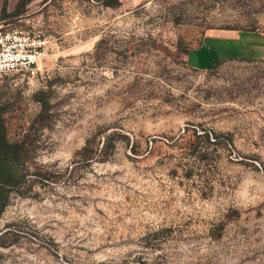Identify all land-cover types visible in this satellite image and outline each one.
<instances>
[{
  "label": "rangeland",
  "instance_id": "rangeland-1",
  "mask_svg": "<svg viewBox=\"0 0 264 264\" xmlns=\"http://www.w3.org/2000/svg\"><path fill=\"white\" fill-rule=\"evenodd\" d=\"M119 1L0 0V31L48 51L0 75L27 157L0 264H264V55L188 58L206 33L264 41V0Z\"/></svg>",
  "mask_w": 264,
  "mask_h": 264
},
{
  "label": "crops",
  "instance_id": "crops-1",
  "mask_svg": "<svg viewBox=\"0 0 264 264\" xmlns=\"http://www.w3.org/2000/svg\"><path fill=\"white\" fill-rule=\"evenodd\" d=\"M249 55H264V41L254 32L206 33L201 44L188 52L190 63L199 68H207L225 59L245 58Z\"/></svg>",
  "mask_w": 264,
  "mask_h": 264
},
{
  "label": "built area",
  "instance_id": "built-area-1",
  "mask_svg": "<svg viewBox=\"0 0 264 264\" xmlns=\"http://www.w3.org/2000/svg\"><path fill=\"white\" fill-rule=\"evenodd\" d=\"M47 55L45 41L39 36L18 29L0 31V75L33 78Z\"/></svg>",
  "mask_w": 264,
  "mask_h": 264
},
{
  "label": "trees",
  "instance_id": "trees-1",
  "mask_svg": "<svg viewBox=\"0 0 264 264\" xmlns=\"http://www.w3.org/2000/svg\"><path fill=\"white\" fill-rule=\"evenodd\" d=\"M102 3L108 7L120 5L119 0H102ZM4 12L5 10L2 8L1 13L4 14ZM5 110V105L0 104V213L6 205L9 192L19 189L25 180L21 167L27 158L24 144L11 142L7 138L3 120Z\"/></svg>",
  "mask_w": 264,
  "mask_h": 264
}]
</instances>
